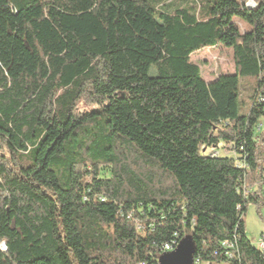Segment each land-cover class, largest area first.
Segmentation results:
<instances>
[{
    "label": "trees",
    "instance_id": "obj_1",
    "mask_svg": "<svg viewBox=\"0 0 264 264\" xmlns=\"http://www.w3.org/2000/svg\"><path fill=\"white\" fill-rule=\"evenodd\" d=\"M142 39L161 56L133 78ZM0 41L22 59L0 73V264H158L184 238L194 262L264 264L244 223L263 199L264 0H0ZM217 47L234 74L207 83L190 57Z\"/></svg>",
    "mask_w": 264,
    "mask_h": 264
},
{
    "label": "rangeland",
    "instance_id": "obj_2",
    "mask_svg": "<svg viewBox=\"0 0 264 264\" xmlns=\"http://www.w3.org/2000/svg\"><path fill=\"white\" fill-rule=\"evenodd\" d=\"M244 5L248 1H252L255 5L260 0H239ZM126 21L125 29L128 35L133 34L134 28L136 26L137 20L136 16L138 10L131 4L125 3ZM235 24L238 26L241 32L246 31V27L235 20ZM147 39H150L151 34L147 32L145 34ZM146 40H141L137 45H135L130 51V62H129V72L132 77H136L137 71V60L144 56H149L152 60V66L148 72L149 77H154L156 75L157 63L160 59L161 52L157 49V42L146 45ZM157 44V45H156ZM151 45V46H150ZM154 47L156 50L154 53L150 51L149 48ZM190 61L197 65L200 69L201 76L203 80L207 83L214 81L220 75H233L234 65L232 61L231 50L223 47H217L212 49H204L190 57ZM22 67V59L10 45H7L0 41V73L7 75H16ZM238 104L239 113L242 115L246 113L247 108L250 104L252 95V83L253 80L249 77H238ZM245 235L251 245L257 248L258 240L261 236L264 238V186H263V199L260 202V206L254 204H249L247 206L245 215Z\"/></svg>",
    "mask_w": 264,
    "mask_h": 264
},
{
    "label": "water",
    "instance_id": "obj_3",
    "mask_svg": "<svg viewBox=\"0 0 264 264\" xmlns=\"http://www.w3.org/2000/svg\"><path fill=\"white\" fill-rule=\"evenodd\" d=\"M193 249L192 239L184 238L173 251L160 255L158 264H193Z\"/></svg>",
    "mask_w": 264,
    "mask_h": 264
},
{
    "label": "built area",
    "instance_id": "obj_4",
    "mask_svg": "<svg viewBox=\"0 0 264 264\" xmlns=\"http://www.w3.org/2000/svg\"><path fill=\"white\" fill-rule=\"evenodd\" d=\"M245 6L249 9H253L256 5L254 2L248 1L247 4H245ZM221 154H223L224 156L233 155L232 147L230 145H225L224 147H222V149H219L218 151L211 153L212 156H219ZM177 245L178 244H175V242H173L172 245H165L164 249L167 252H171L177 247ZM257 248L260 251L264 252V238H263V236H261L260 239L258 240ZM193 264H202V263H200L198 261L194 262V260H193ZM205 264H208V263H205Z\"/></svg>",
    "mask_w": 264,
    "mask_h": 264
}]
</instances>
